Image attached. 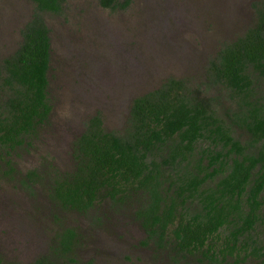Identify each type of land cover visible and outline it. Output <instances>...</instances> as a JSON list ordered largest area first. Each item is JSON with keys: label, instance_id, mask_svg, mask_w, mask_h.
I'll return each instance as SVG.
<instances>
[{"label": "trees", "instance_id": "trees-1", "mask_svg": "<svg viewBox=\"0 0 264 264\" xmlns=\"http://www.w3.org/2000/svg\"><path fill=\"white\" fill-rule=\"evenodd\" d=\"M31 1L19 45L0 59V166L37 137L52 107L51 44L42 13H59L63 0ZM99 3L114 7L118 0ZM252 6L253 22L221 44L201 85L167 77L132 99L121 131L106 130L99 113L89 116L72 143V167L48 163L50 199L80 213L103 200L133 203L144 241L168 250L171 264L196 254L208 264L264 262V94L255 91L264 78V0ZM207 86L224 88L234 101L222 117ZM234 125L248 137L235 136ZM253 143L256 151H246ZM39 177L32 168L21 182L29 186ZM76 239L75 229L64 227L54 250L70 253ZM32 264L49 261L41 256Z\"/></svg>", "mask_w": 264, "mask_h": 264}, {"label": "rangeland", "instance_id": "rangeland-1", "mask_svg": "<svg viewBox=\"0 0 264 264\" xmlns=\"http://www.w3.org/2000/svg\"><path fill=\"white\" fill-rule=\"evenodd\" d=\"M256 1L118 0L104 7L99 0H63L59 13H42L51 44L47 97L52 107L37 137L14 150L9 165L1 162L3 264H32L41 256L49 264H171L168 250L144 241L133 203L103 200L80 213L53 202L48 163L62 171L72 167V143L89 116L99 113L106 130L121 131L132 98L167 77L185 79L192 88L201 85L221 44L253 22ZM32 9L31 0H0V59L19 45ZM257 82L255 91L262 95L264 78ZM205 92L216 96L221 117L234 105L224 88L207 86ZM244 133L236 129L234 135L242 140ZM32 168L40 177L27 186L21 178ZM64 227L75 229L77 239L72 251L63 254L54 244ZM196 256L175 264H208Z\"/></svg>", "mask_w": 264, "mask_h": 264}, {"label": "flooded vegetation", "instance_id": "flooded-vegetation-1", "mask_svg": "<svg viewBox=\"0 0 264 264\" xmlns=\"http://www.w3.org/2000/svg\"><path fill=\"white\" fill-rule=\"evenodd\" d=\"M20 33H21V32H20ZM133 98H134V97H133ZM133 98H132V99H133ZM131 101H132V100H131ZM130 104H131V103H130ZM129 107H130V106H129ZM126 113H127V115H128V113H129V109H128V111H127ZM225 118H227V117L225 116ZM232 128L234 129V132H235L236 129H238V130L241 129V128L235 126V125L232 126ZM241 130H242V129H241ZM244 135H246V136L248 137V134L244 133ZM235 136H238V135H235ZM247 137H246V138H247ZM242 140H243V139H242ZM253 144H254V145H250V144H249V145L245 148V150H246V151H249V152H255V151H256V143H253ZM192 207H194V206H192ZM143 232H144V230H143ZM144 235H145L144 238L147 239V237H146V233H145V232H144ZM160 250H161V249H160ZM253 260H254V259H253Z\"/></svg>", "mask_w": 264, "mask_h": 264}]
</instances>
